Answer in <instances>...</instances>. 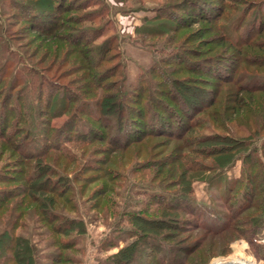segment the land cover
I'll use <instances>...</instances> for the list:
<instances>
[{
  "label": "trees",
  "instance_id": "obj_1",
  "mask_svg": "<svg viewBox=\"0 0 264 264\" xmlns=\"http://www.w3.org/2000/svg\"><path fill=\"white\" fill-rule=\"evenodd\" d=\"M49 1L51 7L44 6L47 1L28 6L34 11L52 9V20L47 24L54 30L59 22H65L63 15L71 9L64 5L66 0ZM235 1L231 4L229 0H220L222 5L215 17L199 13L201 21L210 22V34L215 36L206 51L190 50L183 45L171 47L172 42L166 41L167 46L163 45L162 49L171 52L155 58L126 92L122 87L124 65L117 39L115 48H106L104 43L94 45L103 35L102 28L91 37L86 34L89 31H82L77 40L69 36L71 47L63 50V55L60 49H55L52 56L60 57L63 67L67 62L71 66L65 74L78 76L74 83L67 85L60 83L63 76L57 73L59 67L55 73L52 68L51 73L32 64L21 52L11 48V41L0 32V46L9 49L0 50V140L5 141L0 162L5 151H13L19 157L14 167L5 164L4 170L0 166V212L8 210L11 200H18V207L28 198L34 203L40 202L42 210L37 215L51 228L49 233L66 237L65 241L54 240L53 246L69 251L83 230L82 223L59 213L57 208L58 201L73 191L67 168L78 161L80 151L83 157L89 152L90 162L79 174H105L108 171L104 166L111 163V155L133 151V157L139 160L133 169L135 172L140 169L148 172L156 166L155 179L162 177V181L170 182L178 179V189L173 191L168 184H137L147 204L158 206L162 216L137 217L141 227L126 231L134 241L108 258L105 264H132L141 243L151 248V264H196L189 257L200 247L187 246L183 251L174 240L177 235L170 233L180 229L171 222H179L183 228L187 223L177 219L176 214H191L205 234L238 233L264 259V243H257L264 239V0ZM189 2L203 10L202 1ZM79 18L75 19L81 26L86 19ZM175 23L172 13L165 17L157 13L155 17L145 18L136 33L150 38L185 25ZM83 38L86 39L83 41ZM82 42L85 48L81 49ZM112 51H115L113 55ZM5 54L11 58L4 59ZM106 63L112 65L104 67ZM10 76L11 83L6 85L5 80ZM73 84H77L79 92L72 89ZM30 94L35 101L32 105V100H27ZM63 115H68L78 127H70L68 134L58 135L62 129L55 130L52 120ZM233 123L244 136L231 132ZM19 133L21 139H18ZM163 137L169 141L153 142L154 138ZM13 138L16 141L12 143ZM122 159L129 158L122 155ZM151 162H155L152 168ZM239 162L240 177L229 179L227 172ZM197 181L218 190L225 186L222 201L227 213L221 215V223L215 226L202 223V209L196 206L193 190ZM33 192L50 197L44 202ZM21 198L25 199L20 202ZM64 202L65 212L70 199ZM18 217L10 226L16 225ZM58 221L61 223L52 225ZM64 223H73L77 229L67 228ZM7 230L12 231L6 229L0 234V246L7 253L1 257L13 264H23L25 260L33 264L27 241L9 235ZM52 262L65 264L67 260L59 253Z\"/></svg>",
  "mask_w": 264,
  "mask_h": 264
},
{
  "label": "rangeland",
  "instance_id": "obj_2",
  "mask_svg": "<svg viewBox=\"0 0 264 264\" xmlns=\"http://www.w3.org/2000/svg\"><path fill=\"white\" fill-rule=\"evenodd\" d=\"M43 1H47L46 5ZM199 1H202L204 4L203 10L197 9L196 4L187 3V0H66L64 5L71 10L63 15L65 22H59L58 26L54 30H51L47 23H51L52 9H43L40 12L38 10L34 11L32 10L33 8H29L30 6H28L31 3H41L45 7H51L49 0H0V32L4 33L11 41V48L18 50L19 53L21 52L23 58H26L32 64L51 70V73L52 68H54L53 73H55V69L59 67L57 73L63 76L60 83L67 85L74 83V80L78 76L70 73L65 74L71 66L67 62V66L63 67L60 61L61 58L52 56L55 49H60V54L63 55V50L71 47L68 41L69 36L77 40L78 35L82 31H89L86 34L91 37V35H96L100 28H102L103 35L94 45L104 43L106 48H115L114 45L116 43L114 41L117 39L124 65L122 87L126 92L129 85L138 80L139 76L152 65L155 58L164 56V54L168 55L171 52V50L165 51L162 49L163 45L167 46L166 41L170 40L172 42L170 43L171 47L183 45L187 49H198L202 52L208 49V45L211 40L215 39V36L210 34L212 27L210 22L201 21L198 15L204 12L207 15L215 17L221 8L222 2L220 0ZM235 2V0H229L231 4ZM157 13L164 15V17L172 13V16L176 19L174 25H185L176 28L175 31H165V34L156 37H141L140 34H137L136 29L141 27L143 20L148 17H155ZM37 14L38 16L35 17ZM92 16H95V18H91ZM78 17L86 19L85 21L82 20L81 26L76 22L75 18ZM69 18L72 19V22L68 21ZM160 22L155 24H159ZM38 28L41 29L38 30ZM88 36L84 35V37ZM85 39L83 38V41ZM153 43L154 45L152 46L151 44ZM83 44L84 42H82L81 49L85 48ZM1 49L9 51L8 46H4V48L0 46ZM114 53L115 51H112L110 54L113 55ZM74 57L75 55H73L72 59ZM6 58L11 57L5 54L4 59ZM112 61H114V58ZM111 65L112 63H106L104 67ZM113 80L116 81L117 78ZM9 83H11V76L5 80L6 85ZM75 85L77 84H73L72 89L79 92ZM16 90L14 93H16ZM46 92L44 90V96ZM33 99L32 94L27 96V100H32L30 105L35 102ZM90 104L92 105L93 102ZM91 107L95 109L94 106ZM68 117V115H63L52 120V127L55 130L62 129V133L58 132V135L68 134L67 129L70 127H78V123L71 122ZM43 119L47 120L48 118L45 117ZM230 130L236 135H245L235 123L230 126ZM197 132H202V130H197ZM19 135L18 139H21L22 134L19 133ZM168 139L167 137L154 138L153 142H166L169 141ZM12 141L15 142L16 140L13 138ZM3 145H5V141L0 140V152H4L5 148H3ZM96 147L97 145L91 147L90 151ZM124 153L119 152L111 155V163L108 166H104V170L108 171L105 174L95 172L79 174L78 171L83 169L86 163L90 162L89 152L87 156L83 157L80 151L78 153V161L67 168L66 173L73 191L58 201L60 205L57 208L60 211L59 213H63L68 218L82 223L81 228L83 233L77 238L73 249L62 251L53 246L54 240L61 239L65 241L66 237L49 233L51 228L42 222L43 217L37 215L42 210L41 203H34L29 198L19 207L16 204L18 200L8 202V210L0 212V234L1 231L12 229V231L7 230V232L9 231V235H15L27 241L31 250L30 254L33 264H58L53 263L52 258L54 256L57 258V254L59 253L66 258L67 262L65 264H105L108 258H111L120 249L134 241L135 238L128 236L127 232L129 229H139L141 227L138 224L137 217L159 218L158 216H162L158 206L147 204V198L144 197L141 190H138L137 184H168L172 189H175L173 191L178 189V179L172 180L174 182L162 181V177L159 180L155 179L158 171V167L152 168V163L155 162H151V165H149L152 168L150 171L147 172L140 169L139 172H135L133 169L137 168L139 160L133 157V151L131 153ZM4 154L3 158H1L2 162H0L2 168L7 167L6 165L14 167L15 161H19V157L15 156L13 151H5ZM122 155H126L129 159H122ZM130 155H132V158H130ZM157 160L160 161L161 158ZM120 162H125V166L120 167L118 165ZM142 162H145V160ZM3 169L5 170L6 168ZM8 171H11V168ZM240 174V162L227 172L229 179L239 178ZM13 175L7 174L8 177H12ZM108 178L111 180L109 181ZM22 185L19 184V187H23ZM193 190L197 199L196 206L202 209V223L206 226H215L221 223V215L227 213L224 207L225 204L222 201L225 186L222 185L220 189L222 192L220 193V190L210 188L206 183L197 181L193 184ZM33 193L36 197H39V200L44 202L50 197L46 193L44 195L37 192ZM23 199L25 198H21L19 201L21 202ZM68 199H70V202L66 203L67 207L65 208L68 210L64 212V201ZM234 205L235 202H232V206ZM146 206L147 208H145ZM123 209L124 214H122ZM19 213L20 217H18ZM176 215L177 219L186 220L187 223L183 228L181 223L171 222L172 225H175L174 227L177 226L180 229L170 233L177 235L174 240L177 241L176 245L180 246L183 251H185L184 249L187 246H192V248L200 247L199 250L190 254L191 256L189 257L196 264H212L219 259L230 260L237 257L244 260L249 259L247 261L248 264H264V259L256 251L255 247L245 238L240 237L238 233L232 234L229 232L227 234H219V236L205 234L198 228L197 222H200L192 217L191 214ZM16 217H18L16 225L10 226ZM119 218H121L122 222H119ZM60 223L61 221H58L52 225ZM64 225L67 228L76 227L75 229H77V226L73 223H64ZM64 225L62 224V226ZM243 227L244 225L238 228L240 230ZM157 242L161 243L159 240ZM257 243H264V239L257 241ZM0 247V264H13L9 263V260L3 259L4 257H1L7 253H5V248ZM136 250L138 252L137 258H135L132 264H151L149 263V258L151 259L149 257L151 254L149 245L141 243ZM23 264H29V261L25 260ZM30 264L32 263L30 262Z\"/></svg>",
  "mask_w": 264,
  "mask_h": 264
},
{
  "label": "bare ground",
  "instance_id": "obj_3",
  "mask_svg": "<svg viewBox=\"0 0 264 264\" xmlns=\"http://www.w3.org/2000/svg\"><path fill=\"white\" fill-rule=\"evenodd\" d=\"M248 260H244L243 258L237 257L230 260L219 259L214 261L212 264H248Z\"/></svg>",
  "mask_w": 264,
  "mask_h": 264
}]
</instances>
